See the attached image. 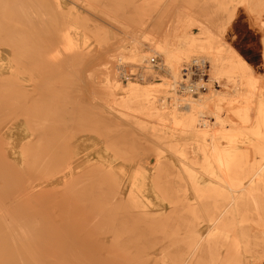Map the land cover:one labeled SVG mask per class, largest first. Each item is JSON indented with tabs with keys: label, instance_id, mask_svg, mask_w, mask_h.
Listing matches in <instances>:
<instances>
[{
	"label": "rangeland",
	"instance_id": "374dc122",
	"mask_svg": "<svg viewBox=\"0 0 264 264\" xmlns=\"http://www.w3.org/2000/svg\"><path fill=\"white\" fill-rule=\"evenodd\" d=\"M207 1L148 0L145 7L130 12L132 16L127 17L123 16L124 2L121 0H33L32 5L28 0H0V27L3 28V32H0V254L4 251L14 257L23 255V260L34 262L46 252H57L60 231L69 228L72 222L89 219V212L84 207L92 200L93 189L88 181L91 182L94 174L97 175L96 186L100 187L96 189H107L118 186L120 176L128 177L129 173L141 164L147 171V190L151 191V186L155 189V176L154 182H151L155 174V156L151 153L153 146L147 141L150 139L146 138L152 136L144 134L143 129L141 130L132 118L126 121L125 116L117 112L111 113L107 108H103L107 118L100 115L99 119L96 97L99 95L98 99L101 97L102 100H108L110 97L120 99L125 95L124 88L132 86L138 90L155 88V103L158 108L161 101L170 103L173 92L166 85L172 81L170 70L161 49L156 47L154 42L156 39L162 40L169 28V31H172L177 12L195 13L199 10V4L204 7ZM28 9H32L37 21L47 22V26L37 29L29 26L24 17V13H31ZM113 12L116 16L112 15ZM245 15H239L232 30H229V25L226 24V32L221 31V35L229 40L234 34L232 37L239 39V42L234 41L230 48L234 51L237 48L242 52L241 55L247 63L253 62L251 65H254L255 78H260V82L264 77V64L260 63L262 48L259 33L256 34L253 22L250 25L251 20ZM114 17L116 22L112 20ZM221 17H224V14ZM8 22L10 25H6ZM24 28L28 29L26 33L31 34L32 38L26 35ZM183 31L198 35L196 26L189 25ZM30 51L33 52L34 58H28L26 55V52ZM185 62L182 61L181 64ZM49 69H52V72H49ZM205 69L208 70V76L211 75L210 67ZM18 76L23 80L17 79ZM31 79L36 80L32 90L18 96L17 92L22 88V83H31ZM225 79L226 77L221 75L211 79L210 84L217 89L215 99L224 97L220 95L222 91L219 84ZM215 80L217 84H214ZM166 81L168 82L165 83ZM259 82L256 84H260ZM115 83L120 87L113 88L112 84ZM263 84L261 81L260 85ZM177 94L186 96L180 90ZM197 96L199 94H194L193 97ZM22 104L27 105L23 107ZM93 106L96 107L92 110ZM214 106L211 101L206 104L208 108L214 109ZM218 106L217 111L221 117L237 120L233 109L225 102H220ZM12 108H18L20 115L14 117L15 115L11 114ZM171 109L172 106H164L161 110L165 118ZM185 112L184 109L179 110L178 114L185 115ZM71 114L73 120H68L61 132L60 129L57 130ZM205 115L210 124L208 131L223 130L225 126L222 123L212 124L213 116L207 113ZM138 118H143L146 132L159 122L153 115L140 114ZM107 120L112 129L106 125ZM98 122L100 128L97 131L95 127ZM22 125L32 132L30 141L21 143L17 140L13 141V144L9 138H5L7 133L12 132L13 127ZM197 129L204 128L197 126ZM106 133L112 134L110 140L116 146L121 140L118 146L120 150H124L125 159L110 155ZM122 135L126 137L120 138ZM123 140L127 144H124ZM128 140H133L134 144L130 142L132 147ZM93 143H98L99 147H95ZM139 145H142L141 148ZM146 146L149 149L151 147V150ZM138 147L142 152L141 158L127 155L126 149L130 151L131 148ZM143 149L145 150L142 151ZM96 159H100L103 166H99ZM62 161L65 163L62 164ZM110 163L114 166L111 170L106 168ZM66 164L71 165L74 180L59 186L58 171ZM114 174H118V180L113 178ZM121 187H124V192L127 190L123 181ZM103 204L105 206L110 203L106 201ZM129 216H125L126 220L130 218L128 221L133 218L131 214ZM108 218L96 219L99 222L96 229L92 227L94 229L90 237H94L96 231L100 232L107 227L105 221L114 219ZM133 220L135 219L131 221ZM102 221L103 224L100 225ZM140 221L145 219L140 218ZM147 222L151 221L148 219L143 223L139 222L141 225L139 224L138 239L142 240L139 244L146 245L145 250L148 248L149 251L146 250V253L155 254V225H148ZM244 222L249 224L254 232L261 227L258 217L252 213L245 216ZM72 228H77V225ZM226 245L225 242H219L216 248L219 258L230 255ZM149 247L154 249L150 251ZM259 251L263 257L260 264H264V250ZM235 257L237 264H241L243 258L238 254Z\"/></svg>",
	"mask_w": 264,
	"mask_h": 264
},
{
	"label": "bare ground",
	"instance_id": "6f19581e",
	"mask_svg": "<svg viewBox=\"0 0 264 264\" xmlns=\"http://www.w3.org/2000/svg\"><path fill=\"white\" fill-rule=\"evenodd\" d=\"M28 1L33 4V0ZM121 1L124 2L123 16L129 17L132 16L130 12L145 7L148 0ZM199 6L195 13L178 10L172 31H169V28L162 40L156 39L154 42L155 46L161 49L170 70L172 81L165 82H168L166 85L173 92L170 103L161 101L158 108L155 103V88L138 90L132 86L124 88L125 95L120 99L109 96L108 100H102L101 97L100 100L99 95L96 97V105L99 108L96 110L99 116H96L99 119L100 115L107 118L106 111L103 110L107 108L111 113L117 112L125 116L126 121L132 118L133 122L143 129L144 134L152 136L146 137L150 139L147 141L153 146L152 150L147 147L148 143L146 147L155 156V174L151 178L153 183L155 176V189L151 186L150 193L147 190V171L141 164L134 168L128 177L120 176L118 186L107 189H96L100 187L96 186L97 175L94 174L91 182L88 181L94 196L92 194L91 203L84 207L89 212V219L72 222L69 228L60 231L57 252H46L39 260L27 262L22 259L23 255L14 257L2 251L0 264H237V254L243 258L241 264H260L263 257L259 250H264V84H260L261 81L264 82V77L259 82L260 78L257 79L254 75V65H251L253 62L247 63L241 55L242 52L236 47L235 51L230 48L232 43L239 42V39L232 37L235 36L232 34L227 40L221 35V31L226 32V24L229 25V30L235 28L239 15L245 13L251 20L250 25L253 22L256 34L259 33L262 48L260 63L264 64V0H208L204 7L200 4ZM28 11L31 13H24V17L29 26L35 29L47 26L44 20L35 19L32 9ZM223 14L224 17H221ZM112 15L116 16L114 12ZM112 20L116 22L115 17ZM189 25L198 28L197 36L183 31ZM178 28L181 30H177ZM18 31L21 32L20 29ZM23 31L26 33L28 29L24 28ZM0 32H3L2 27ZM26 35L32 38L31 34ZM26 55L28 58H34L32 51L26 52ZM182 61L186 62L181 64ZM206 67H210L209 76ZM50 70L52 69H49V72H52ZM220 75L226 77L225 81L219 84L222 91L220 95L224 97L215 99L217 89L213 88L210 81ZM17 79L23 80L19 76ZM256 80L260 84H256ZM31 81L22 83V88L17 92L18 96L32 90L36 80ZM215 83L217 84L216 80ZM112 86L120 87L118 83ZM178 90L186 96L178 95ZM194 94L199 96L193 97ZM209 101L214 103V109L206 107ZM220 102H225L233 109L237 120L221 117L217 111ZM26 105L22 104L23 107ZM164 106H172L166 118L161 111ZM93 107L92 110L96 106ZM183 109L186 114L179 115V110ZM12 110L14 117L20 115L18 108ZM206 113L213 116L212 124L222 123L225 126L222 131H208L210 124ZM140 114L156 116L159 122L146 132L143 118H138ZM68 120H73L72 114L57 130H64ZM109 120L106 125L111 127L108 125ZM97 124L99 125V122ZM97 124L95 128L98 131L100 125ZM49 126L46 128L49 129ZM197 126H203L204 129H197ZM111 137L112 134L106 133L110 155L125 159L124 150H120L118 146L121 140L118 148L110 140ZM123 137L126 136H120ZM5 138H9L13 144L17 140L26 143L31 140L32 132L22 125L13 127L12 132L7 133ZM130 142L134 144L133 140ZM93 144L99 147L98 143ZM126 153L128 156L132 155V158L142 155L139 147L131 148L130 151L126 149ZM96 162L103 166L100 159H96ZM63 163L65 161H62ZM113 167L111 163L106 166L110 170ZM128 168L130 169V166ZM98 174L100 175L99 172ZM58 175L59 186L74 180L69 164L63 166ZM117 176L118 174H114L113 178L117 179ZM122 181L125 187L127 186L125 192L124 187H121ZM106 201L110 204L104 206ZM250 213L258 217V224L261 225L257 232H254L249 224L243 223L245 216ZM129 214L135 220L128 221ZM125 216H129V219L126 220ZM105 217L114 219L104 220L107 227L102 229V232L96 231L95 236L90 237L94 229L92 227L96 229L99 222L96 219L103 220ZM140 218L145 221L149 219L150 223L155 225V229L151 225L156 231L155 254L146 253V245L139 244L142 242L138 239L139 224L145 222H141ZM150 223L147 222L148 225ZM76 225L77 228H72ZM221 241L225 242L229 249L230 255L226 258H219L216 251ZM151 249L154 247H149L150 251Z\"/></svg>",
	"mask_w": 264,
	"mask_h": 264
}]
</instances>
